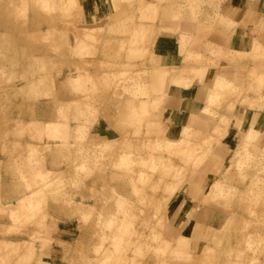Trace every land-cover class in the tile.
Returning <instances> with one entry per match:
<instances>
[{"label": "rangeland", "instance_id": "1", "mask_svg": "<svg viewBox=\"0 0 264 264\" xmlns=\"http://www.w3.org/2000/svg\"><path fill=\"white\" fill-rule=\"evenodd\" d=\"M137 2L141 5L132 17L90 30L75 0H0V264H49L51 203L64 208L74 189L92 178L95 184L106 185L113 173L121 175L118 179L128 188L117 194L112 188L90 186L94 200L100 197L102 203L84 212L80 220L89 235L62 253V264H120L123 257V264L133 258L149 264L151 256L157 257L156 264H181L185 259L181 251L168 247L154 250L143 233L148 222L144 218L151 212L160 215L165 203L190 183L216 140L194 142L190 126L189 144L183 133L179 140L161 139L164 125L147 123L159 105L167 72L156 69L150 54L159 32L150 27L156 11L142 6L144 0ZM34 9L51 21V28L27 29L29 11ZM251 54L254 62H264V49L257 44ZM263 78L255 72L249 76L250 87L259 95ZM214 91L209 105L215 109L226 106L225 96L239 95L221 80L215 82ZM123 99L138 102L132 127L140 133L148 124L151 131L147 129L141 139L127 136L116 144L87 141L99 115ZM261 101L264 108V97ZM50 111L55 114L53 123L39 122ZM214 131L221 135L219 127ZM243 138L234 155L238 161L243 158L244 174L250 178L240 196L246 218L241 229H263L264 146L260 156H252L246 151L254 138ZM3 172L11 175L20 192L14 205L1 192ZM224 186V181L216 180L212 198L224 194ZM153 222L154 228L161 225L159 218ZM263 250V234L247 235L237 264H257ZM232 257L230 250L227 259L219 256L215 263L205 264H226ZM189 258L196 262L195 256Z\"/></svg>", "mask_w": 264, "mask_h": 264}, {"label": "crops", "instance_id": "2", "mask_svg": "<svg viewBox=\"0 0 264 264\" xmlns=\"http://www.w3.org/2000/svg\"><path fill=\"white\" fill-rule=\"evenodd\" d=\"M75 1L77 11L91 26L90 30L105 29L112 22L117 24L123 17H132L141 5L137 0H128L129 3L124 5L127 0ZM156 1L144 0L142 6L156 11V19L150 27L159 32L150 47V54L156 62V69L167 74L159 105L149 115L147 123L154 121L164 125L161 139L179 140L183 129L190 126V138L194 142L203 139L216 142L190 183L165 203L160 215L156 217L151 212L145 216L148 222L142 226L143 233L154 250L168 247L181 251L185 255V259L180 260L181 264L215 263L219 256L224 259L226 255L227 259L230 250L233 257L226 264H237L236 255L243 249L245 237L254 233L264 235V228L259 226L256 230L241 229L242 220L246 218L239 206L240 196L249 186L250 178L244 174L243 158L238 161L234 157L237 146L250 131L256 132V135L246 152L258 157L264 146V108L260 107L264 97V78L261 95L250 87L249 81L252 72L264 77V62H254V54H251L254 44L264 49V0ZM102 21L103 24L97 25ZM48 28H51V21L45 15L36 9L29 11V31ZM217 80L239 94L225 96L226 106L221 109L209 105ZM50 107H53L52 102ZM138 110V102L132 99L115 102L96 119L87 141L105 145L116 144L127 136L141 139L148 124L143 125L147 127L140 133L132 127ZM49 113L48 117L39 118V122L53 123L55 114L52 111ZM222 122L226 123L224 127ZM216 127L221 129L222 135L214 133ZM86 144L90 146V142ZM120 176L113 173L107 178L106 185L95 184L94 179H90L81 188L73 190L64 208L51 203L47 233L49 264H62L64 251L68 252L78 241H86L89 234L80 219L89 207L95 205L99 208L102 203L100 197L94 200L90 186L112 188L115 193L121 194L122 189L128 187L118 179ZM214 180L224 181L225 194L212 198ZM11 181V175L3 172L1 192L8 204L14 205L20 192L16 191ZM158 218L161 225L154 228L153 219ZM227 220L229 224H226ZM207 246H210L209 253L202 261L203 258L198 257ZM213 252H216L215 257ZM191 256H195L196 262L190 260ZM151 258L149 264H156L157 257ZM242 259H245L244 254ZM257 264H264V250Z\"/></svg>", "mask_w": 264, "mask_h": 264}, {"label": "bare ground", "instance_id": "3", "mask_svg": "<svg viewBox=\"0 0 264 264\" xmlns=\"http://www.w3.org/2000/svg\"><path fill=\"white\" fill-rule=\"evenodd\" d=\"M199 10V9H198ZM256 46V44H254V47ZM142 80V79H141ZM261 80V79H260ZM259 80V81H260ZM262 83V82H261ZM215 92V91H214ZM218 92V91H217ZM224 101V100H223ZM221 102V101H220ZM159 103V102H158ZM218 104V103H217ZM145 105V104H144ZM152 106V105H151ZM218 106V105H217ZM221 106V105H220ZM139 111V110H138ZM147 127V126H146ZM145 127V128H146ZM220 127V126H219ZM148 128H146V130H147ZM183 130H185L184 132H183V140L186 142V144H189L190 143V141H189V137H190V133L188 132V128L187 127H185ZM148 131H151L150 129H148ZM156 132H157V130H155ZM159 131V130H158ZM220 131V130H219ZM224 134V133H223ZM222 135V134H221ZM158 136H160V135H158ZM158 136H156V137H158ZM245 137H247V139H253L254 137L249 133L247 136H245ZM159 138V137H158ZM180 139V138H179ZM244 139V138H243ZM246 139V140H247ZM152 140V139H151ZM154 140V139H153ZM152 140V141H153ZM149 142V141H148ZM159 141H157V143H158ZM244 142V141H243ZM184 143V142H183ZM199 143V142H198ZM147 144V143H146ZM196 144V143H195ZM187 146V145H186ZM185 146V147H186ZM158 150V149H157ZM156 150V151H157ZM184 150V149H183ZM158 152V151H157ZM154 154V153H153ZM198 154V153H197ZM200 154V153H199ZM118 155V154H117ZM124 156H126V154L124 155ZM197 156V155H196ZM253 156V155H252ZM194 157V156H193ZM120 158H121V156H120ZM165 159V158H164ZM240 163V162H239ZM244 163V162H243ZM207 179V178H206ZM176 180H177V178H176ZM223 182V181H222ZM187 183H189V182H187ZM215 183H216V181L214 180V184L212 185V186H214L215 185ZM218 183V182H217ZM168 184V183H167ZM177 186V185H176ZM219 186V185H218ZM221 186V185H220ZM219 186V187H220ZM223 186V185H222ZM167 187V186H166ZM217 187V186H216ZM225 187V186H224ZM214 189H215V187H213ZM171 189V188H170ZM220 189H222V188H219V190ZM167 190V192H168V190H169V188L168 189H166ZM213 190V189H212ZM218 190V189H217ZM218 190V191H219ZM221 191V190H220ZM215 192H216V189H215ZM227 192V191H226ZM229 192V191H228ZM227 192V193H228ZM212 193H213V191H212ZM253 193V192H252ZM251 193V194H252ZM217 194H218V192H217ZM223 194V193H222ZM225 194V193H224ZM231 194V193H230ZM250 194V193H249ZM254 194V193H253ZM171 195H173V194H171ZM214 195V194H213ZM219 195H221V194H219ZM259 196V195H258ZM170 198V197H169ZM230 198V197H229ZM257 199V198H256ZM226 202V201H225ZM226 222V221H225ZM205 224V223H204ZM226 224H229L228 223V220H227V222H226ZM224 225H225V223H224ZM224 225H223V227H224ZM193 226H194V224H193ZM223 227H221V228H223ZM226 227H228L227 225H225V228ZM225 228H224V230H225ZM227 229V228H226ZM218 230H220V229H218ZM183 237V236H182ZM212 237V236H211ZM186 238V237H185ZM178 239H181V238H178ZM209 242V241H208ZM213 242H214V240H213ZM132 243V242H131ZM197 245V244H196ZM137 246L138 247H140V245L139 244H137ZM196 247V246H195ZM210 247V246H209ZM209 247L207 246V247H205V249H204V251H203V253L201 254V255H199L200 257L199 258H203L204 257V255L206 256V254L209 252ZM136 248V247H135ZM202 248V247H201ZM182 249V248H181ZM137 250H139V249H137ZM142 250V249H141ZM167 250V249H166ZM183 250V249H182ZM134 251V250H133ZM140 251V250H139ZM134 253V252H133ZM159 254V253H158ZM157 254V255H158ZM164 254V253H163ZM132 255V254H131ZM118 256V255H117ZM136 256L137 255H135V258H136ZM159 256H160V254H159ZM164 256V255H163ZM162 256V257H163ZM118 257H120V256H118ZM166 257V256H165ZM123 259H124V257L121 259L122 261H120V264H123ZM139 259V258H138ZM138 259H137V261L136 260H134V258H133V260L130 258V260H132L133 262H135V263H138L139 264V261H138ZM116 260H117V257H116ZM115 260V261H116ZM161 260H162V258H161ZM176 260V259H175ZM119 261V260H118ZM203 261V260H202ZM122 262V263H121ZM124 262H125V260H124ZM131 262V261H130ZM133 262H131V263H133ZM160 263H161V261H159ZM116 263V262H115ZM130 263V264H131ZM135 263H133V264H135ZM164 263V262H163Z\"/></svg>", "mask_w": 264, "mask_h": 264}]
</instances>
